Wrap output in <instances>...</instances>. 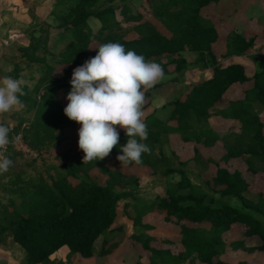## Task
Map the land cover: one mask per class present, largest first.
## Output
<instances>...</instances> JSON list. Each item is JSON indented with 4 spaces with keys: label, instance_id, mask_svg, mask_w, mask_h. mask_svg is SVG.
Listing matches in <instances>:
<instances>
[{
    "label": "trees",
    "instance_id": "16d2710c",
    "mask_svg": "<svg viewBox=\"0 0 264 264\" xmlns=\"http://www.w3.org/2000/svg\"><path fill=\"white\" fill-rule=\"evenodd\" d=\"M25 1V0H20ZM59 10L53 15V27H42L38 36H30L26 46L18 47L20 57L37 75L34 87L24 84V113L9 128L10 140L19 132L30 150L56 147L66 139L65 131L77 126L63 115V106L57 93L65 98L72 70L95 55V49L106 42H118L125 50L142 54L147 61L161 67L162 59L176 63L182 69L184 52L193 53L203 67H210L211 77L192 85L183 98L173 100L165 120L148 116L143 121L148 136L144 141L159 144L162 137L175 135L183 142L200 143L205 147L222 142L227 162L239 158L248 172L264 170V126L257 108L264 107V69L246 77L244 68L235 63L221 66L215 59L212 45L217 40L213 24L200 16V11L211 3L223 0H144L145 13L159 23L169 36L143 21V15L134 12L125 0L118 7L99 8L100 0H57ZM96 22L91 27L90 22ZM134 32L137 36L127 39ZM250 43L237 34L228 38V52L240 54ZM7 75L20 79V68L15 65ZM250 83L241 100L229 101L218 107L226 91L234 84ZM235 121L229 133L218 136L209 128L210 117ZM27 126L22 127L24 123ZM78 137L75 139L77 143ZM127 137L120 132L116 146L99 161L82 163V152L73 155L66 151L59 167H51L52 175L26 177L18 171L9 176L0 174V244L10 236L23 251V264H56L51 257L61 248L70 255L83 258L97 254L109 255L115 243L108 239L116 218L117 205L130 198L124 171L108 168L105 163L116 161L119 147ZM12 164L18 153L7 149ZM140 165L153 166L157 159L143 153ZM119 163V162H118ZM130 164L128 166H132ZM96 167L106 176L103 185L87 177L88 170ZM48 172V171H47ZM173 171L167 169L165 173ZM183 182L156 197L153 206L164 215V220L179 226L181 248L173 252L171 242L161 241L152 247L151 237L136 235L133 240L147 253V262L139 264H227L223 254L222 235L232 226L241 227L245 239L255 238L258 250L264 252V197L246 196L248 184L239 170L217 167L214 177L206 186L221 197H233L241 210L222 205H207L204 196L183 190L189 187L181 165L176 171ZM8 179L6 182L3 180ZM202 227V228H201ZM244 240L230 245L234 250L251 251ZM243 264V263H239Z\"/></svg>",
    "mask_w": 264,
    "mask_h": 264
},
{
    "label": "rangeland",
    "instance_id": "374dc122",
    "mask_svg": "<svg viewBox=\"0 0 264 264\" xmlns=\"http://www.w3.org/2000/svg\"><path fill=\"white\" fill-rule=\"evenodd\" d=\"M134 12L143 15V21L151 24L156 30L169 36V33L157 23L145 11L148 2L144 0H125ZM120 2L107 4V0H100L98 7H118ZM59 10L57 0H0V77L6 76L15 65L20 68V79L25 81L29 87L37 83V75L31 66H28L20 57L18 47L26 46L30 36H38L42 27L51 28L55 24L53 15ZM200 16L210 21L217 33V40L212 45V51L216 61L221 66L231 63L239 64L244 68L246 77H251L255 72L264 69V0H223L211 3L200 11ZM91 27H96L94 21ZM232 34L240 35L246 42L250 43L244 52L232 54L228 52L227 42ZM134 32H130L126 38H136ZM185 61L182 69L174 62L162 59L164 76L152 88L144 91V102L142 105L144 121L146 117L153 116L165 120L172 109L170 103L173 100L183 98V95L194 84L211 77L210 67H203L196 59V55L184 52L177 56ZM250 88V83L232 85L222 97L218 107L229 101L241 100L244 92ZM62 106L67 101L58 92ZM258 117L264 126V107L257 108ZM27 117L24 109L21 111H10L0 114V123L13 127L17 123V116ZM207 124L218 136L229 133L236 125L235 121H225L218 117H210ZM27 126L25 122L23 127ZM79 125L65 131L66 139L56 147L31 150L14 159L9 176L22 171L26 177L41 175L47 178L53 174L51 167H59L62 155L68 151L71 155L79 152L75 139ZM123 131L122 129L120 132ZM21 137L19 132L16 137ZM13 138V139H14ZM15 140V139H14ZM23 141V140H22ZM149 147L147 155L157 159L153 166L135 165L123 166L118 161L105 163L108 168H116L124 171L129 184L126 190L130 192V198L121 200L116 209V218L112 225V233L108 239L115 243L113 251L106 256L100 257L97 249L94 256L83 258L78 254L70 255L65 247L58 250L51 260L56 264H139L147 262V253L140 244L133 240L136 235L151 237L152 247H160L161 241H169L173 252L181 248L179 244L180 229L173 223L166 222L162 212L158 211L153 203L156 197L162 196L164 192L176 187L183 182L181 176L176 173L178 165H181L189 187L183 193L193 192L204 196L207 205L228 207L241 210L240 203L233 197H221L209 189L205 182L211 181L217 167L228 170H239L248 184L246 196L255 197L261 194L264 197V170L256 174L247 171L242 160L230 159L227 162L221 160L225 154L222 142L217 141L211 147H205L200 143L183 142L175 135L162 137L159 144L146 142ZM15 146L17 144L15 143ZM17 148V147H16ZM6 155L7 152L2 153ZM167 169L172 170L170 174L165 173ZM48 171V172H47ZM87 177L100 185L106 181V176L101 174L96 167L88 170ZM6 178L3 182H6ZM3 194L0 193V198ZM202 228V227H201ZM241 227L232 226L229 231L222 235L223 254L220 259L227 264H264V252L258 250L259 242L255 238L245 239ZM244 240L251 251L234 250L230 245L233 242ZM23 251L8 236L3 244H0V264H23Z\"/></svg>",
    "mask_w": 264,
    "mask_h": 264
},
{
    "label": "clouds",
    "instance_id": "9594fccd",
    "mask_svg": "<svg viewBox=\"0 0 264 264\" xmlns=\"http://www.w3.org/2000/svg\"><path fill=\"white\" fill-rule=\"evenodd\" d=\"M95 55L72 70L63 115L79 125L77 148L82 163L108 156L117 145L120 130L127 137L115 159L119 165H140L149 151L144 141L148 131L142 120L144 91L164 76L162 67L142 54L125 50L118 42H106ZM25 81L10 75L0 77V114L21 111ZM10 143L9 128L0 124V150ZM12 160L0 153V174L8 172Z\"/></svg>",
    "mask_w": 264,
    "mask_h": 264
},
{
    "label": "built area",
    "instance_id": "2783aa9c",
    "mask_svg": "<svg viewBox=\"0 0 264 264\" xmlns=\"http://www.w3.org/2000/svg\"><path fill=\"white\" fill-rule=\"evenodd\" d=\"M15 139V140H14ZM14 139L10 140L9 145L6 147V149L0 150V153H4L7 151L8 148H14L16 151L20 152L21 154L25 153L26 154L31 151L28 146L22 141L20 140V137H16ZM15 143L17 144V146H15ZM17 147V148H16Z\"/></svg>",
    "mask_w": 264,
    "mask_h": 264
}]
</instances>
